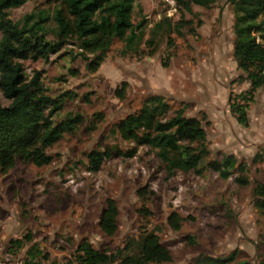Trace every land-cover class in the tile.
<instances>
[{"label":"rangeland","instance_id":"374dc122","mask_svg":"<svg viewBox=\"0 0 264 264\" xmlns=\"http://www.w3.org/2000/svg\"><path fill=\"white\" fill-rule=\"evenodd\" d=\"M54 8L53 0H30L8 16L21 22L32 12ZM190 9L183 10L178 0H134L133 24L145 22L142 42L127 50L115 40L95 73L86 70L74 39L48 62H23L28 75L41 73L48 96L63 100L53 122L69 115L82 121L47 151L48 164L18 161L0 174V264H21L32 245L48 256L41 264H78L82 241L100 251H116L145 225L170 251L167 264L225 258L234 252L233 264H264V217L253 196L254 187L264 183V164L254 162L264 150V89L250 101L247 127L240 126L229 101L250 87L233 58V7L228 0H216L208 9ZM160 22L162 30L154 34ZM178 23L179 30H174ZM168 24L173 30H167ZM48 30L53 41L55 25L49 23ZM122 88L123 99L116 94ZM156 96L169 105L168 117L183 110L186 117L200 119L209 160L233 155L247 166L249 184L234 182L239 173L222 180L209 170L169 178L147 147L138 148L133 158L113 157L98 172H90L86 157L91 151L125 152L135 146L122 138L121 125L153 107L148 99ZM8 105L0 91V106ZM108 199L119 211L112 237L98 226ZM141 211L149 216L142 218ZM172 213L184 219L179 231L168 224ZM28 234L31 241L24 249L10 248L11 240Z\"/></svg>","mask_w":264,"mask_h":264},{"label":"trees","instance_id":"16d2710c","mask_svg":"<svg viewBox=\"0 0 264 264\" xmlns=\"http://www.w3.org/2000/svg\"><path fill=\"white\" fill-rule=\"evenodd\" d=\"M28 1L0 0V91L9 102L6 107L0 106V174H6L18 161L32 162L37 166L48 164L51 158L47 151L65 133H73L82 121L78 116L69 115L55 124L53 116L61 109L63 100L48 96L41 73L34 71L28 75L23 62H48L49 57L57 54L69 39H74L80 56L87 62L86 70L95 73L115 40L130 50L137 48L144 38L145 22L136 25L132 22L134 0H53L56 8L51 12H32L21 22L10 20L8 11ZM228 2L234 14L233 58L250 87L246 93L230 98L229 107L237 123L247 127L250 101L257 90L264 89V47L256 41L258 36H264V0ZM215 3L216 0H178L183 10L189 13L191 5L208 9ZM49 23L55 25L53 41L47 38ZM179 27L178 23L174 30ZM159 30H162L161 22L154 25L152 32L156 34ZM167 30L173 28L168 24ZM116 94L123 99L125 88L116 90ZM148 102L153 107L141 109L121 125L122 138L135 146L125 152L118 148L91 151L86 157L90 172H98L104 162L113 157L133 158L138 148L147 147L155 152L169 178L177 172L201 176L209 170L222 180L239 173L234 182L241 186L249 184L244 175L247 166L238 164L233 155L209 160L206 131L200 119L186 117L183 110L168 117L170 108L162 97H150ZM254 162L264 164V150L256 155ZM253 196L256 208L264 217V183L254 187ZM118 216L116 202L108 199L98 222L104 236L115 235ZM140 216L145 218L149 214L141 211ZM183 221L176 213L168 218L173 231H179ZM30 241L28 234L22 239L11 240L10 248L20 251ZM77 253L78 264H167L171 261L170 251L146 225L121 249L100 251L90 242L82 241ZM236 258L234 252L225 258L199 257L191 264H233ZM48 260L47 254L32 245L21 264H41Z\"/></svg>","mask_w":264,"mask_h":264},{"label":"built area","instance_id":"2783aa9c","mask_svg":"<svg viewBox=\"0 0 264 264\" xmlns=\"http://www.w3.org/2000/svg\"><path fill=\"white\" fill-rule=\"evenodd\" d=\"M257 43L264 47V36H258L256 39Z\"/></svg>","mask_w":264,"mask_h":264}]
</instances>
